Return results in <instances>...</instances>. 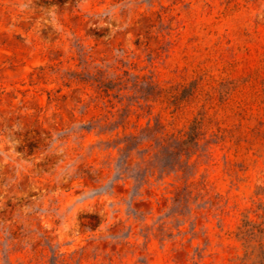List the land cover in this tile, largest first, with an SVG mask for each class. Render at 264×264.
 Masks as SVG:
<instances>
[{
    "label": "rangeland",
    "instance_id": "rangeland-1",
    "mask_svg": "<svg viewBox=\"0 0 264 264\" xmlns=\"http://www.w3.org/2000/svg\"><path fill=\"white\" fill-rule=\"evenodd\" d=\"M135 77L161 93L137 102ZM202 115L220 141L190 172L115 176L118 134ZM189 176L206 196L173 210ZM246 219L264 222V0H0V264H242Z\"/></svg>",
    "mask_w": 264,
    "mask_h": 264
},
{
    "label": "trees",
    "instance_id": "trees-1",
    "mask_svg": "<svg viewBox=\"0 0 264 264\" xmlns=\"http://www.w3.org/2000/svg\"><path fill=\"white\" fill-rule=\"evenodd\" d=\"M43 69L40 68V70ZM100 77L102 78L100 79ZM78 82L86 83L87 81L81 79ZM92 85H95L97 90L108 98L111 96L118 98L120 94L114 95V92L122 91V88L116 89L120 82L109 78L104 79V74L100 70L95 75ZM130 90L135 95H141L132 97V99L138 97L137 102L142 99L149 102L161 93L157 91V86L153 82L140 80L139 77H135L132 81ZM53 99V95L50 94V100ZM204 124L205 115H202L193 121L185 133H169L160 124L152 126L149 123L147 127L137 133H125L123 136L118 134V139L109 141L110 145L107 147V149L118 151V158L114 166L115 176L119 180H131L135 188L142 189L153 179L161 181L172 174L190 172L194 168L192 159L197 155L198 150L203 145L209 147L220 141L218 135H215L214 142L207 138L208 133L204 131ZM107 125V121L98 119L90 125L84 126V130L88 133L95 131L99 135L115 132L116 129L110 131ZM189 180L190 176L186 185L177 191L172 202L173 210L181 208L184 203L188 206L192 201L196 203L205 198L206 195L202 193L204 189ZM237 238L242 242L245 250L242 264H264V222L244 220V224L237 233Z\"/></svg>",
    "mask_w": 264,
    "mask_h": 264
}]
</instances>
